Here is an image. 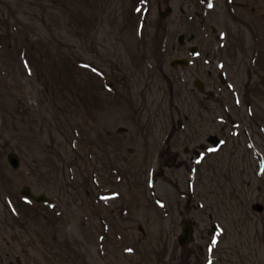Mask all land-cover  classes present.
Instances as JSON below:
<instances>
[{
  "label": "rangeland",
  "instance_id": "374dc122",
  "mask_svg": "<svg viewBox=\"0 0 264 264\" xmlns=\"http://www.w3.org/2000/svg\"><path fill=\"white\" fill-rule=\"evenodd\" d=\"M0 40V264H264V0H0Z\"/></svg>",
  "mask_w": 264,
  "mask_h": 264
},
{
  "label": "water",
  "instance_id": "95a60500",
  "mask_svg": "<svg viewBox=\"0 0 264 264\" xmlns=\"http://www.w3.org/2000/svg\"><path fill=\"white\" fill-rule=\"evenodd\" d=\"M191 52L192 53H196V49L192 48ZM170 64H171L172 67H179V66L185 67V66H187L189 64V60L188 59H176V60L171 61ZM221 78L223 79V76H221ZM194 84L199 90H201V91L204 90V85H203V82L201 80H196L194 82ZM209 142L215 144L216 146H219V145L222 144V141H220L217 136H211L209 138ZM202 148L204 149V146H202ZM8 161H9L10 165L15 170L20 169V167H21V159L16 153L13 152V153L9 154ZM21 194L24 197H26V198L34 201V202H37V203H49L51 201L50 198H48L46 196V194H39V195L34 194V192L32 191V188L30 186L23 187L22 190H21ZM254 208L256 210H258V211H262L263 210V207L261 205H259V204L255 205ZM192 235H193V229H192V227L190 225V222L188 221L186 226L184 227V234L180 238V243L182 245H185L186 243H189L193 239Z\"/></svg>",
  "mask_w": 264,
  "mask_h": 264
},
{
  "label": "trees",
  "instance_id": "16d2710c",
  "mask_svg": "<svg viewBox=\"0 0 264 264\" xmlns=\"http://www.w3.org/2000/svg\"><path fill=\"white\" fill-rule=\"evenodd\" d=\"M4 40H0V51H2V49H3V47L2 46H4L5 44H4V42H3ZM6 43V42H5ZM6 44H8V43H6ZM24 47H26V49H27V46L25 45V46H23V47H21L20 46V48L22 49V48H24ZM59 51H61V48H60V50ZM49 53H50V55H53L54 56V58H56V59H60V58H62L64 55H65V53L64 52H61V53H57V52H55V51H53V50H50L49 49ZM68 53V52H67ZM74 55H72L71 54V57H73ZM26 61H27V64L29 65V70H31V64H30V62L26 59ZM74 63L76 64V61L74 60ZM75 66H77V64L75 65Z\"/></svg>",
  "mask_w": 264,
  "mask_h": 264
},
{
  "label": "flooded vegetation",
  "instance_id": "af4514ba",
  "mask_svg": "<svg viewBox=\"0 0 264 264\" xmlns=\"http://www.w3.org/2000/svg\"><path fill=\"white\" fill-rule=\"evenodd\" d=\"M193 46H198V45H197V44H195V45H190V46H188V47L186 48V50L189 52L190 48L193 47ZM185 47H186V42H185V40H184L183 43H181V49L184 50ZM210 219H212V217H211ZM216 222H217V221H216ZM218 225H220V227L223 229L222 224L219 223V222H217L216 227H215L216 232H218ZM211 231H212V230H211ZM210 244H211V243H210Z\"/></svg>",
  "mask_w": 264,
  "mask_h": 264
},
{
  "label": "snow or ice",
  "instance_id": "6c2138e0",
  "mask_svg": "<svg viewBox=\"0 0 264 264\" xmlns=\"http://www.w3.org/2000/svg\"><path fill=\"white\" fill-rule=\"evenodd\" d=\"M209 7H212V5H211V4H209ZM213 243H215V241H213Z\"/></svg>",
  "mask_w": 264,
  "mask_h": 264
}]
</instances>
